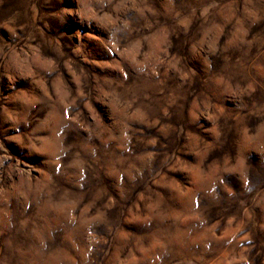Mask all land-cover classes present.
<instances>
[{
    "label": "rangeland",
    "instance_id": "obj_1",
    "mask_svg": "<svg viewBox=\"0 0 264 264\" xmlns=\"http://www.w3.org/2000/svg\"><path fill=\"white\" fill-rule=\"evenodd\" d=\"M0 264H264V0H0Z\"/></svg>",
    "mask_w": 264,
    "mask_h": 264
},
{
    "label": "bare ground",
    "instance_id": "obj_2",
    "mask_svg": "<svg viewBox=\"0 0 264 264\" xmlns=\"http://www.w3.org/2000/svg\"><path fill=\"white\" fill-rule=\"evenodd\" d=\"M189 221V220H188Z\"/></svg>",
    "mask_w": 264,
    "mask_h": 264
}]
</instances>
